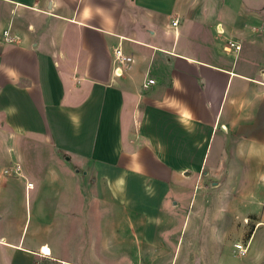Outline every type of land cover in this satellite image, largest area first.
I'll list each match as a JSON object with an SVG mask.
<instances>
[{"label":"crops","instance_id":"crops-1","mask_svg":"<svg viewBox=\"0 0 264 264\" xmlns=\"http://www.w3.org/2000/svg\"><path fill=\"white\" fill-rule=\"evenodd\" d=\"M116 48L131 58L120 76ZM0 159L23 165L40 218L62 216L72 172H91L103 200L140 221L129 264L140 247L168 254L172 217L187 212L175 186L196 172L257 185L245 253L232 251L264 264V0H0ZM18 243L0 236V264L50 255Z\"/></svg>","mask_w":264,"mask_h":264},{"label":"rangeland","instance_id":"rangeland-1","mask_svg":"<svg viewBox=\"0 0 264 264\" xmlns=\"http://www.w3.org/2000/svg\"><path fill=\"white\" fill-rule=\"evenodd\" d=\"M14 160L0 159V170L2 167L8 170V175L0 174L3 182L0 187V236L14 244L19 241V247L27 250L47 247L50 255H42L39 249L41 256L34 257L33 264H129L133 251L125 246L133 242L134 235L128 227L140 221L123 216L124 212H119L112 201L103 200L91 180V172L83 177L80 176L82 169L79 175L72 172L74 177L63 192L62 216L40 218L36 207L42 198H36L34 191L24 188L23 165ZM16 165L20 170H16ZM259 171V168L251 170L250 177H255ZM199 172L192 184L175 186L180 190L174 193L177 195L174 208H185L187 212L172 217L173 244L165 249L168 254L164 256L162 250L140 247L137 249L140 264L147 263L148 254L153 255L154 264H169L173 252L172 264L192 263L196 256L202 261L212 260V264H243L246 255L241 258L234 254L232 244L235 242L233 248L239 245L244 250L240 253L234 248L238 254L245 253L249 231L247 214L259 212L261 206L253 208L249 202L261 192V187L251 186L256 189V194H252L248 186L214 185V177L202 176ZM54 187L47 184L40 189L46 192ZM51 195L49 201L55 209L59 208V195L56 197L54 192ZM170 195L174 197L171 192ZM243 226L246 227L244 233ZM119 227L120 232L116 230Z\"/></svg>","mask_w":264,"mask_h":264},{"label":"built area","instance_id":"built-area-1","mask_svg":"<svg viewBox=\"0 0 264 264\" xmlns=\"http://www.w3.org/2000/svg\"><path fill=\"white\" fill-rule=\"evenodd\" d=\"M176 24V21L171 22V25L174 26ZM2 36L7 37L6 32H2ZM7 42H11V40H5ZM235 49H238V47H235ZM111 57L114 63L113 67V74L114 76H120L122 73V70L126 68L131 63L130 56H127L124 54V52L120 48H116L112 51ZM153 84V81L148 79L146 83L143 85L144 88H147V86ZM16 170H20V168L16 165ZM3 174L8 175V170H3ZM30 184H27V187H30ZM234 248L242 253L244 250L239 246L235 245Z\"/></svg>","mask_w":264,"mask_h":264},{"label":"trees","instance_id":"trees-1","mask_svg":"<svg viewBox=\"0 0 264 264\" xmlns=\"http://www.w3.org/2000/svg\"><path fill=\"white\" fill-rule=\"evenodd\" d=\"M58 155H60V153L58 152ZM78 171V173H79V170H77ZM83 171V170H82ZM82 171L80 172V173H82Z\"/></svg>","mask_w":264,"mask_h":264}]
</instances>
